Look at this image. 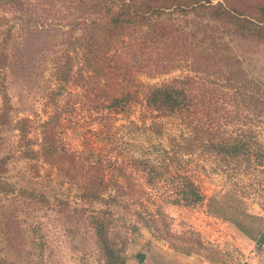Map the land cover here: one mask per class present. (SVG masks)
<instances>
[{"label":"trees","instance_id":"1","mask_svg":"<svg viewBox=\"0 0 264 264\" xmlns=\"http://www.w3.org/2000/svg\"><path fill=\"white\" fill-rule=\"evenodd\" d=\"M40 32H48L46 47L35 51L46 57L51 83L39 108L13 118L12 77L26 66L31 42L41 43ZM245 41L264 43V0H0V195L13 191L5 177L6 134L13 130L21 158L72 181L81 203L104 204L89 210V222L114 264L119 245L145 218L141 204L205 198L184 155L213 153L224 164L259 156L246 125L255 118L264 124V82L250 78L239 59L236 46ZM173 68L187 72L159 84L137 79ZM134 105L140 119L178 114L187 124L166 160H109L107 167L65 142V128L81 113L89 123H106ZM246 204L243 190L218 192L207 198V211L255 239L264 217ZM155 214L164 215L158 206ZM109 232L124 240L114 243Z\"/></svg>","mask_w":264,"mask_h":264},{"label":"rangeland","instance_id":"2","mask_svg":"<svg viewBox=\"0 0 264 264\" xmlns=\"http://www.w3.org/2000/svg\"><path fill=\"white\" fill-rule=\"evenodd\" d=\"M47 33H39L41 43L29 45L34 49L25 58L26 66L15 69L10 87L13 118L39 108L51 83L46 57L35 51L46 47L43 37ZM236 48L247 75L264 82V43L245 41ZM186 72V68H173L158 75L140 73L137 79L144 85L159 84ZM139 112V106L134 105L106 123H89L81 113L75 125L65 128L64 140L82 150L90 161L100 160L107 167L109 160L125 159L132 164L135 158L158 164L173 151L175 141L187 134V124L178 114L140 119ZM246 126L254 135L251 148L259 156L248 161L230 159L224 164L213 153L184 155L183 163L186 161L205 198L189 205L141 204L139 210L145 218L138 221L139 230L125 243L119 245L124 239L113 232L108 234L121 248L119 259L141 250L151 255L199 256L218 264H231L240 258L241 232L231 222L208 213L207 198L218 192L243 190L249 212L259 214L258 206H264V124L255 118ZM6 136L9 158L5 177L13 184V191L0 195V264H110L88 215L90 209L104 208V204L81 203L76 184L45 164L35 161L33 166L21 158L16 132L8 130ZM157 206L164 213L161 217H153ZM119 259L114 264H119Z\"/></svg>","mask_w":264,"mask_h":264},{"label":"crops","instance_id":"3","mask_svg":"<svg viewBox=\"0 0 264 264\" xmlns=\"http://www.w3.org/2000/svg\"><path fill=\"white\" fill-rule=\"evenodd\" d=\"M257 213L264 217V211L258 206ZM240 258L231 264H264V230L255 239H250L240 234ZM125 264H218L199 256L190 255H165L141 250L128 256Z\"/></svg>","mask_w":264,"mask_h":264}]
</instances>
